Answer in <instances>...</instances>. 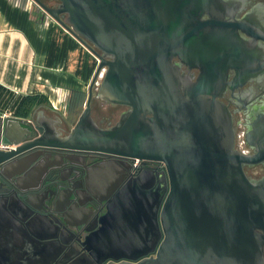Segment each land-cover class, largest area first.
I'll return each mask as SVG.
<instances>
[{
	"label": "water",
	"instance_id": "95a60500",
	"mask_svg": "<svg viewBox=\"0 0 264 264\" xmlns=\"http://www.w3.org/2000/svg\"><path fill=\"white\" fill-rule=\"evenodd\" d=\"M33 1L95 56L96 71L65 136L44 115L32 122L0 117L3 142L13 146L0 149V170L37 147L162 161L169 185L150 213L156 235L96 231L83 243L124 250L111 255L123 260L112 264H264V179L246 175L243 163L251 159L234 149L227 106L173 62L182 52V28L197 21L194 0ZM95 92L129 107L110 128L93 117ZM146 205L135 213L140 220L149 214ZM115 215L110 210L107 218Z\"/></svg>",
	"mask_w": 264,
	"mask_h": 264
},
{
	"label": "flooded vegetation",
	"instance_id": "af4514ba",
	"mask_svg": "<svg viewBox=\"0 0 264 264\" xmlns=\"http://www.w3.org/2000/svg\"><path fill=\"white\" fill-rule=\"evenodd\" d=\"M46 1L51 6L58 3ZM194 3L197 21L182 28V52L173 62L191 81L203 80L209 96L227 106L234 149L251 159L243 169L251 181H263L264 0ZM96 94L93 117L102 128H110L129 107ZM44 114L55 118L59 136L70 132L69 118L39 106L30 117L13 116L32 122ZM6 148L13 146L3 142L0 126V149ZM167 185L168 170L162 161L59 147L25 152L0 170V264L120 263L122 259L111 255L124 250L83 242L96 231L155 236L150 213ZM141 203L147 204L149 213L142 220L135 216ZM110 210L116 215L107 218Z\"/></svg>",
	"mask_w": 264,
	"mask_h": 264
},
{
	"label": "crops",
	"instance_id": "0c3cea01",
	"mask_svg": "<svg viewBox=\"0 0 264 264\" xmlns=\"http://www.w3.org/2000/svg\"><path fill=\"white\" fill-rule=\"evenodd\" d=\"M96 65L95 56L33 0H0L1 85L44 95L49 105L39 108L69 118L74 93L86 102Z\"/></svg>",
	"mask_w": 264,
	"mask_h": 264
},
{
	"label": "trees",
	"instance_id": "16d2710c",
	"mask_svg": "<svg viewBox=\"0 0 264 264\" xmlns=\"http://www.w3.org/2000/svg\"><path fill=\"white\" fill-rule=\"evenodd\" d=\"M44 1L47 3L46 0ZM72 96L73 100L70 106L69 120L70 122L75 123L79 117V114L81 113L85 103V98L80 100L81 95L79 93H74ZM9 104H12L13 113L16 116L19 115L20 117H30L38 106H48L49 101L44 95L41 94H18L17 96L15 92L0 84V107L5 109Z\"/></svg>",
	"mask_w": 264,
	"mask_h": 264
},
{
	"label": "built area",
	"instance_id": "2783aa9c",
	"mask_svg": "<svg viewBox=\"0 0 264 264\" xmlns=\"http://www.w3.org/2000/svg\"><path fill=\"white\" fill-rule=\"evenodd\" d=\"M8 89V88H7ZM16 95L18 96V94L16 93ZM11 101V100H9ZM8 101V102H9ZM0 114L3 116V117H9V116H13L14 113H13V109H12V104H9L7 105V107L5 109H2L0 107ZM1 146L3 147V145L1 144ZM5 146V145H4Z\"/></svg>",
	"mask_w": 264,
	"mask_h": 264
},
{
	"label": "rangeland",
	"instance_id": "374dc122",
	"mask_svg": "<svg viewBox=\"0 0 264 264\" xmlns=\"http://www.w3.org/2000/svg\"><path fill=\"white\" fill-rule=\"evenodd\" d=\"M99 106V101H96L95 102V107H98ZM71 125H74L75 123L74 122H70Z\"/></svg>",
	"mask_w": 264,
	"mask_h": 264
}]
</instances>
